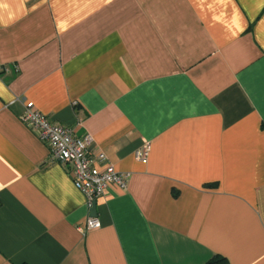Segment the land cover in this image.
<instances>
[{
	"label": "crops",
	"instance_id": "0c3cea01",
	"mask_svg": "<svg viewBox=\"0 0 264 264\" xmlns=\"http://www.w3.org/2000/svg\"><path fill=\"white\" fill-rule=\"evenodd\" d=\"M0 64V264H264V0H0ZM28 102L128 177L101 228Z\"/></svg>",
	"mask_w": 264,
	"mask_h": 264
},
{
	"label": "built area",
	"instance_id": "2783aa9c",
	"mask_svg": "<svg viewBox=\"0 0 264 264\" xmlns=\"http://www.w3.org/2000/svg\"><path fill=\"white\" fill-rule=\"evenodd\" d=\"M21 119L48 147L49 163L68 166L75 187L86 197L90 209L110 187L127 188L128 177L118 173L104 153L92 150L94 138L91 134L76 135L72 128L54 123L31 102L26 103ZM149 152L150 146L146 145L135 153V157L138 161H145ZM99 228L101 222L91 217L86 227L80 230Z\"/></svg>",
	"mask_w": 264,
	"mask_h": 264
},
{
	"label": "trees",
	"instance_id": "16d2710c",
	"mask_svg": "<svg viewBox=\"0 0 264 264\" xmlns=\"http://www.w3.org/2000/svg\"><path fill=\"white\" fill-rule=\"evenodd\" d=\"M225 261H226L225 258H223L221 256H215L212 260H210L206 264H223Z\"/></svg>",
	"mask_w": 264,
	"mask_h": 264
},
{
	"label": "water",
	"instance_id": "95a60500",
	"mask_svg": "<svg viewBox=\"0 0 264 264\" xmlns=\"http://www.w3.org/2000/svg\"><path fill=\"white\" fill-rule=\"evenodd\" d=\"M91 216L92 217H97V203L94 202L92 208H91Z\"/></svg>",
	"mask_w": 264,
	"mask_h": 264
}]
</instances>
